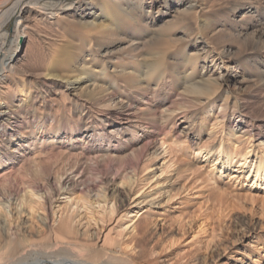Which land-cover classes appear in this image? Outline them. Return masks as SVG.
Here are the masks:
<instances>
[{"label":"bare ground","instance_id":"obj_1","mask_svg":"<svg viewBox=\"0 0 264 264\" xmlns=\"http://www.w3.org/2000/svg\"><path fill=\"white\" fill-rule=\"evenodd\" d=\"M71 62L102 76L85 89L47 77ZM180 71L200 80L169 100ZM0 102V264H149L153 220L139 209L120 239L110 225L150 183L138 173L165 153V123L200 156L219 137L212 161L264 184V151L247 160L264 140V0H0ZM225 135L247 146L223 148ZM65 194L85 213L56 221Z\"/></svg>","mask_w":264,"mask_h":264},{"label":"rangeland","instance_id":"obj_2","mask_svg":"<svg viewBox=\"0 0 264 264\" xmlns=\"http://www.w3.org/2000/svg\"><path fill=\"white\" fill-rule=\"evenodd\" d=\"M12 24L13 21L8 26L9 29ZM148 54L145 53L150 56ZM148 65L150 61L143 59L141 70L137 72L144 81ZM50 66L48 78L78 89L89 88L102 76L101 72L76 67L72 62L69 71L59 70L61 65L58 63ZM119 69L123 70V67H118ZM172 75L177 78L172 90L167 92L169 100L174 99L177 93L187 91L189 86L200 80L197 73L190 76L187 72L180 71L179 75ZM153 79L152 82L157 81V76L153 75ZM222 94L224 96L226 92L223 91ZM260 105V102L253 101L248 109L255 113V108ZM163 126V131L168 134L162 147H166L165 153L150 162L149 170L139 171L140 179L143 180L145 176H151L152 179L129 199L133 212L111 223L112 237L120 239L130 232L133 224L130 220L140 209L139 214L147 215L154 222L148 226L154 232L148 239L153 246V253L146 257L149 264H264V184L257 183L253 174L246 173V165L240 168L235 160L229 162L231 165H227L228 160L212 161L213 157L210 155L219 145V137H203L205 147L212 150L209 156H200L197 151L188 148L184 137H181V143H172L171 138L179 132V127L177 129V126L173 127L169 122ZM190 131L194 132L196 128L192 127ZM222 145L231 150H244L247 146L243 138L242 141H236L228 135H225ZM204 149L202 148V152ZM249 149L247 160H252L256 154L264 151V140H253ZM163 164L165 168L162 170ZM147 194L151 195L144 203L137 204V200ZM72 202V196L66 194L56 198L54 209L56 212L60 211L55 215L56 221L62 208L63 216L70 213L77 214L76 218L84 215L85 211L75 208ZM90 209L95 217L105 211L103 206L97 205ZM148 209L150 211L147 213ZM239 220L246 221V226L253 230L251 235H245L243 227H238ZM82 224H85L84 219ZM160 226L164 230L161 235ZM118 233H121L120 238ZM237 239L239 243L235 246Z\"/></svg>","mask_w":264,"mask_h":264}]
</instances>
